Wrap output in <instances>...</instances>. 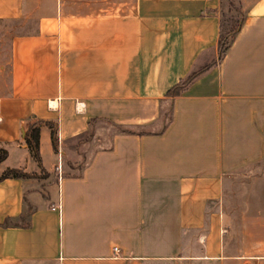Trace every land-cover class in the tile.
Returning a JSON list of instances; mask_svg holds the SVG:
<instances>
[{"label":"crops","instance_id":"crops-1","mask_svg":"<svg viewBox=\"0 0 264 264\" xmlns=\"http://www.w3.org/2000/svg\"><path fill=\"white\" fill-rule=\"evenodd\" d=\"M238 4L219 59L222 0H0L37 20L0 86V175L34 176L0 181V264H264V0Z\"/></svg>","mask_w":264,"mask_h":264},{"label":"trees","instance_id":"trees-1","mask_svg":"<svg viewBox=\"0 0 264 264\" xmlns=\"http://www.w3.org/2000/svg\"><path fill=\"white\" fill-rule=\"evenodd\" d=\"M242 23H243V16H241L240 19L235 22V25L232 26L229 31L224 32V29H222V33L218 41L219 59L226 53L232 40L234 39L236 34L239 32ZM210 66L211 65L205 66L201 68L200 70L192 73L185 80L180 81L176 86H174L168 91L167 95L172 96V97L178 96L183 89H185L188 85H190L193 81H195ZM43 127H48V129L50 130L51 142L55 150L57 147V133H56L55 126L51 123L35 122V123L30 124L26 130V134L24 137V143L30 153V156L32 160L38 165V168L40 169L41 172L43 171L41 168V160H40V154H39V135ZM6 158H7V151L0 147V164ZM32 177L34 176L25 174L24 172L20 170L8 169L0 175V181H3L5 179H25V178H32ZM30 213H31V208L28 207L21 216L22 220L24 221L30 215ZM9 226H18V224H15V223H12L6 220L3 224V227H9ZM25 226H28V223L25 224Z\"/></svg>","mask_w":264,"mask_h":264},{"label":"rangeland","instance_id":"rangeland-1","mask_svg":"<svg viewBox=\"0 0 264 264\" xmlns=\"http://www.w3.org/2000/svg\"><path fill=\"white\" fill-rule=\"evenodd\" d=\"M221 13L224 32L229 31L235 25V22L243 16L238 0H222ZM36 24L35 17L0 21V86L7 80L6 75L9 71L7 63L10 57L12 40L17 37L32 35Z\"/></svg>","mask_w":264,"mask_h":264},{"label":"built area","instance_id":"built-area-1","mask_svg":"<svg viewBox=\"0 0 264 264\" xmlns=\"http://www.w3.org/2000/svg\"><path fill=\"white\" fill-rule=\"evenodd\" d=\"M59 169H60L59 166H57V167H56V172L59 173ZM112 252H113L114 255H117V253H118V248L114 247L113 250H112Z\"/></svg>","mask_w":264,"mask_h":264}]
</instances>
